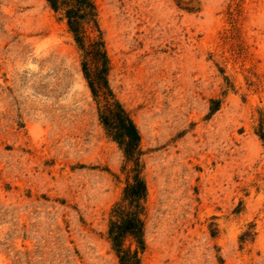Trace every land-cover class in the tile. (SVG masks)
Listing matches in <instances>:
<instances>
[{"label": "rangeland", "instance_id": "374dc122", "mask_svg": "<svg viewBox=\"0 0 264 264\" xmlns=\"http://www.w3.org/2000/svg\"><path fill=\"white\" fill-rule=\"evenodd\" d=\"M93 2L140 135V263L264 264V0ZM74 42L46 0H0V264H120L133 164Z\"/></svg>", "mask_w": 264, "mask_h": 264}, {"label": "trees", "instance_id": "16d2710c", "mask_svg": "<svg viewBox=\"0 0 264 264\" xmlns=\"http://www.w3.org/2000/svg\"><path fill=\"white\" fill-rule=\"evenodd\" d=\"M50 8L62 14L74 43L82 54V73L99 106V119L106 133L133 164L132 182L126 185L121 201L112 209L108 238L120 264H141L139 253L145 248L143 206L147 188L139 173L140 135L122 105L114 99L107 76L109 59L98 25L97 7L93 0H46ZM97 33L91 38L90 33ZM135 249L124 248L126 240Z\"/></svg>", "mask_w": 264, "mask_h": 264}]
</instances>
